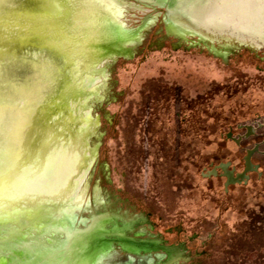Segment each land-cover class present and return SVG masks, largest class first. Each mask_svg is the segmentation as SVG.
I'll use <instances>...</instances> for the list:
<instances>
[{
  "label": "rangeland",
  "instance_id": "obj_1",
  "mask_svg": "<svg viewBox=\"0 0 264 264\" xmlns=\"http://www.w3.org/2000/svg\"><path fill=\"white\" fill-rule=\"evenodd\" d=\"M56 1L57 17L71 13L62 25L64 80L54 91L50 115L61 123L65 135H77L78 155L67 186L77 184L70 204L80 205L61 209L71 223L54 222L40 235L27 236L32 244L38 241L39 252L48 261V252L53 256L56 249H71L72 241H84L94 232L114 235L122 228L134 209L122 203L121 196L132 201L134 194L144 199L156 195L155 207L146 200L142 215L155 222L165 240L174 242L181 222L205 212L204 203L187 196L185 183L200 181V173L208 175L227 162L243 172L247 152L255 149L252 163L261 165L264 172V47L194 31L169 12L165 14L169 0L162 4L157 0ZM155 7H163L164 13ZM168 25L176 27L182 41L166 40ZM154 92L160 93L159 102L168 109L159 115L157 108L156 122L151 107L142 114L143 106L155 99ZM176 112L187 119L186 124H177ZM154 123L157 137L147 140ZM132 125L137 132L130 135L133 129L127 130ZM239 127L243 132H238ZM229 133L233 134L230 139ZM245 134L250 135L235 141ZM203 180L217 183L225 178ZM251 181L249 187L240 188L237 217L225 227L220 245L239 239L246 248L253 242L248 232L240 235L248 230L241 227L252 225V218H264V179L255 174ZM211 197L205 191L204 200ZM108 214L112 217L107 218ZM84 221L86 227L81 226ZM213 226L214 222L205 223L197 232ZM135 232L125 234L132 238ZM187 232L180 236L187 240L192 231ZM115 242L72 264L110 260L128 264L127 254ZM82 249L88 251L85 244ZM252 249L237 252L233 264H264V247ZM64 256L58 264H68V253ZM147 256L133 253L137 264H143Z\"/></svg>",
  "mask_w": 264,
  "mask_h": 264
},
{
  "label": "bare ground",
  "instance_id": "obj_2",
  "mask_svg": "<svg viewBox=\"0 0 264 264\" xmlns=\"http://www.w3.org/2000/svg\"><path fill=\"white\" fill-rule=\"evenodd\" d=\"M157 1L162 4L167 0ZM30 7L32 9V4ZM48 8L43 6L41 22H37L35 14L36 21L25 27V31L30 28L31 32L36 26L41 29L27 36V43L21 46L12 43L17 39L14 28L6 30L4 24H0V38L6 40L5 44H0L1 53L6 59L11 57V66L23 61L20 54L25 61L29 59L27 67L21 66L27 74L20 82L18 96H8L7 101L12 104L8 103L5 113L0 111V129H13L10 135L0 133V205L6 206L0 212V224L6 225L7 233L6 237L0 235V264H54L56 258L48 252V261L39 252L38 241L32 244L27 236L32 232L40 235L54 222L71 223L72 219L62 215L61 209L80 205L79 202L69 204L74 201L77 184L67 186L76 157L75 135H65L61 123L51 117L46 100L53 91L51 87L58 80H64L60 69L66 63L61 46L62 25L71 12L56 17L51 12L46 13ZM28 10L27 14L31 15L32 10ZM168 11L213 38L230 37L264 47V0H169ZM35 38L38 44L30 45ZM4 65L7 71L10 64ZM14 213L27 217L20 222V215ZM91 235L96 236V233ZM84 239L71 242L68 249L71 254L81 251L84 244L91 251L88 247L91 240ZM51 242L57 244L55 240Z\"/></svg>",
  "mask_w": 264,
  "mask_h": 264
},
{
  "label": "flooded vegetation",
  "instance_id": "obj_3",
  "mask_svg": "<svg viewBox=\"0 0 264 264\" xmlns=\"http://www.w3.org/2000/svg\"><path fill=\"white\" fill-rule=\"evenodd\" d=\"M155 9H157V12L160 14L164 13L165 11L163 7H155ZM168 12L169 11H165V14H167ZM179 19L181 20V22L184 23V25H187L194 31H198V32L200 31V30H196L186 20L181 18ZM165 36H166V40H172L175 42H179L183 40V38H181L180 33L177 31L176 27L174 26L172 27L170 25L165 26ZM228 39L237 40L230 37ZM212 56L216 58L214 55ZM170 83H174V82H170ZM175 88H179V90L181 91L186 90V88H182V87L180 88L175 86ZM174 90L171 91L174 92ZM153 95L155 99L154 100L152 99V101L148 102L149 104L148 107H146V105L143 106L142 114L146 113L147 110H149V108L151 107L152 108L151 111L154 116L153 120L154 122H156L157 118L159 117L157 115V108L158 107L160 108L159 115L160 112L163 113L164 111H168V109L163 105H161V103L159 102L160 99L159 92H154ZM50 109H49V113H50ZM142 114L141 116H139L137 121H135L136 123L141 120ZM175 115L177 116L178 119V123H177L178 125L187 123V119L181 117L180 113L176 112ZM120 116L123 119V114ZM124 117H125V121L128 120V117L126 115ZM130 129H133L132 133H129L130 135H133V133L137 132L135 125H132V127L128 128L127 131L129 132ZM148 130L152 133H150V136L146 138L147 140L157 137L156 123L151 124ZM249 132H251V130H249ZM229 135H231L232 138L233 134L229 133L228 136ZM249 135L250 134L239 135V137L235 139V141L237 142L243 141L244 138L248 137ZM195 140L198 141L199 139H195ZM77 155L78 153L76 151V157ZM252 158L253 156L251 157L250 160L251 164L253 165L254 168H258V170L248 173L246 175L248 177V180H244L242 182L238 181L234 184H228V181L224 176L222 170L219 169V166L221 165L220 164L217 167V169H215L217 175L215 177L214 176L212 177L225 178L224 182L204 183L202 181L201 182L191 181L185 183L188 186V188H185L187 196H189V198L191 199L194 200L196 199L204 203L205 212L200 213L197 216H194L193 218L191 217V219H189L186 223L181 222V224H179L178 233L176 235V240L174 242L172 241L169 242L168 240H165L163 235H160V233L157 231V225L155 224V222L152 221L150 218H146L144 215H142L145 212V210H142V207L143 206L146 207V200H149L150 203L155 207L154 198L156 197V195L153 194V190H155L154 188L152 190L153 196H150L149 198H145V199L139 194L138 195L134 194V198L132 199V201H130L128 198H123L121 196L120 198L122 203L130 204L133 206L134 212L133 210L129 214L128 212H125V215L128 214L127 216H131V219L130 218L127 219L126 222L123 223L122 225L123 227L118 229V231L114 232V235H110V234L108 235L106 232L96 236H92V235L86 236L88 239L91 240V246H88L89 248H92L91 251H85V249H82L81 251L71 254L70 251L68 250L70 248L62 249V250L56 249L55 253L53 252V256L56 258L54 264L60 263L62 257L66 253H68V257L66 258L67 263L69 261L74 262L75 260L76 261L81 260V258L84 257V255H87V253L89 254L88 256L90 257L95 256V254L100 252V250L98 252L97 249L99 248L107 249L106 248L107 246L105 244L109 243V241L114 242L115 239H116L115 243L117 245V248L119 247V249H122L127 254L125 261L128 262V264H137V262H135L134 259L135 257H133V253L137 254V252L146 253L147 255H149L145 257V259L141 262L143 264H233V260H236L237 262L238 259L237 252L242 253L243 249H248V251L253 250L252 248L262 249L264 247V218L262 217H259L258 219H254L251 217L252 225L250 224L245 225L244 223V225L241 227L242 229L248 228L246 232L245 230L243 231L245 232L244 234H240V235H246L248 232L252 237V241H253L251 246L245 248V246L247 245L243 244V242L240 241L239 239L236 240L235 244H229L225 246L220 245L221 244L220 238L223 235L225 227L229 225L230 222H232L237 217V213H238L237 211L240 205L239 201L242 199L241 196L243 195V189L252 185L251 176L257 174L260 180L264 179V172L263 170H261L262 166L252 163ZM224 164H230L228 171L230 172L234 171L235 179L237 178L238 175L244 172L243 171L239 173L238 167L234 166L232 162H227ZM200 174L202 177L208 176L203 172ZM70 177H72V175ZM259 183H263V182L260 181ZM240 188L243 189L240 190ZM205 191L213 195V197H211L210 201L208 202L203 198V196L205 195ZM110 217H112V215L108 214L107 218ZM210 222H214V226L211 228V230L197 232L198 228L201 225ZM86 225L87 223L86 224L81 223L82 227H86ZM128 230H132V231L136 230L135 236L129 238L125 234ZM187 231H192V233L190 237L186 240L183 239L182 236L180 235L183 233H188ZM104 237H109V239H105L104 241H102ZM99 243L100 246H98ZM218 257L219 259H217ZM100 263L114 264L115 262L110 260L104 263L101 261Z\"/></svg>",
  "mask_w": 264,
  "mask_h": 264
},
{
  "label": "water",
  "instance_id": "obj_4",
  "mask_svg": "<svg viewBox=\"0 0 264 264\" xmlns=\"http://www.w3.org/2000/svg\"><path fill=\"white\" fill-rule=\"evenodd\" d=\"M33 5V3H35ZM43 2H45V4H42ZM31 4H32V9H31ZM39 4V5H38ZM43 6L44 8L47 6L49 7V10H46V13L48 14V12H51V14L57 17V1L56 0H0V24H4L5 29L7 30L8 28L13 27V33L15 34V37H17V39L14 38V46H18V45H23L24 43H27V36L30 37V35L35 34L36 31H40V27L41 26H36L34 29V32H31L30 28L26 29L25 31V27L27 28L28 24H31L32 22L36 21V17L34 16L35 14L37 15V22H41L42 19L44 18L43 16ZM30 8V10H32V14L28 15V9ZM4 29V31H5ZM38 29V30H36ZM3 30V29H1ZM25 39V40H23ZM33 42L30 43V45L32 46H36L38 44V38L32 39ZM1 43H6L5 39L0 38V44ZM29 43V42H28ZM42 45V44H41ZM42 46H44V49L47 48V46L45 44H43ZM1 51H3V47L0 48V111H2L3 113H5V109L8 106V103L12 102H8V96L14 94L13 96H18V91L20 90V82L23 79V75L24 77L26 76V71H23V69H21L23 67H27L28 66V62L29 59L27 61H25V57H21L20 54V59L24 58L23 61H19L17 64L14 65V67L11 66V60H10V52L7 53V55L10 57L9 59L5 58V55H3V52L1 53ZM35 51V50H30V52ZM36 52V51H35ZM9 63L10 66L8 67V70H5V65L4 63ZM4 69V70H3ZM63 81L62 80H58V82L56 84L53 85V87H51L53 89V91L51 92V96L46 99L48 100V110L50 109V104H51V100L54 97V91L61 85ZM17 87L18 90H17ZM57 87V88H56ZM50 89V88H49ZM22 92V91H21ZM26 94L23 92V95ZM19 100V99H18ZM20 111V109L18 110ZM17 114V113H16ZM16 119L17 116H15V118L13 120H15L16 123ZM12 123V122H11ZM14 123V125H15ZM15 131V128H14ZM11 132L13 133V129L12 127L10 128V130L8 129V127L4 128V129H0V133H6L7 135H10ZM229 138H231V135L228 136ZM257 149H255L254 151H249L247 152V157L245 158V170L242 174L238 175L237 178H234V171L230 172L228 171V168L230 167V164H221L219 166V169L222 170L224 176L226 177L228 184H234L236 182H242L244 180H248V177L246 176L248 173H251L252 171H257L258 168H254L253 165L251 164V157L253 156L254 152H256ZM217 172L216 170L212 171L209 173L208 177H212V176H216ZM1 178V177H0ZM1 201V200H0ZM6 206H1L0 205V212H2L5 209ZM8 211V209H7ZM14 214H19V221L22 222L23 220H25V218L27 217L26 214H20V213H14ZM22 215V216H21ZM7 218V215L5 216ZM6 225L5 224H0V235L3 236H7L6 233ZM16 230H18V227L16 228ZM1 241V240H0ZM5 241V239L3 240ZM6 249V247H4Z\"/></svg>",
  "mask_w": 264,
  "mask_h": 264
},
{
  "label": "trees",
  "instance_id": "obj_5",
  "mask_svg": "<svg viewBox=\"0 0 264 264\" xmlns=\"http://www.w3.org/2000/svg\"><path fill=\"white\" fill-rule=\"evenodd\" d=\"M239 128H240V130H239L238 132H240V133L243 132V129H244V128H243V127H239ZM240 133H239V134H240ZM227 138H228V135H227ZM198 177L200 178V182H201V181H202V182L205 181V180H203V179H205L206 177H202L201 175H199ZM201 177H202V178H201ZM211 178H214V177H211ZM205 187H206V186H205Z\"/></svg>",
  "mask_w": 264,
  "mask_h": 264
}]
</instances>
